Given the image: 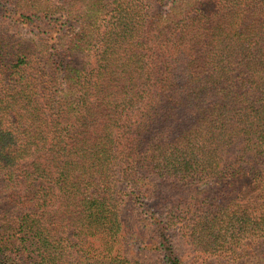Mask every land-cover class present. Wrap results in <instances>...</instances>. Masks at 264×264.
<instances>
[{"label":"trees","instance_id":"obj_1","mask_svg":"<svg viewBox=\"0 0 264 264\" xmlns=\"http://www.w3.org/2000/svg\"><path fill=\"white\" fill-rule=\"evenodd\" d=\"M174 224L264 236V0H0V264H184Z\"/></svg>","mask_w":264,"mask_h":264},{"label":"rangeland","instance_id":"obj_2","mask_svg":"<svg viewBox=\"0 0 264 264\" xmlns=\"http://www.w3.org/2000/svg\"><path fill=\"white\" fill-rule=\"evenodd\" d=\"M4 27H7L4 25ZM8 28V27H7ZM10 31H13L10 28ZM26 29V28H24ZM23 30L22 33H25ZM128 225L132 226L138 233L148 236V224L146 220L130 218ZM181 224H174L171 232L176 247L184 260V264H264V236L247 237L243 239L241 246L236 253L228 254L227 252L215 254L205 249L199 248L186 230L178 229ZM139 233V234H140ZM143 241L142 237H127V243L133 249ZM152 259H159L157 256H151Z\"/></svg>","mask_w":264,"mask_h":264}]
</instances>
